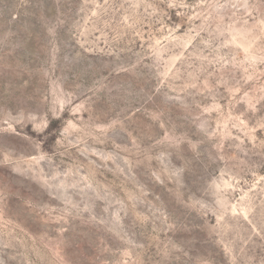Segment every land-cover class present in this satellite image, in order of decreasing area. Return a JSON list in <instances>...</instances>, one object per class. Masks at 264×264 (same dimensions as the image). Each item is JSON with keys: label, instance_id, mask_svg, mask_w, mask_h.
Instances as JSON below:
<instances>
[{"label": "rangeland", "instance_id": "obj_1", "mask_svg": "<svg viewBox=\"0 0 264 264\" xmlns=\"http://www.w3.org/2000/svg\"><path fill=\"white\" fill-rule=\"evenodd\" d=\"M0 264H264V0H0Z\"/></svg>", "mask_w": 264, "mask_h": 264}]
</instances>
